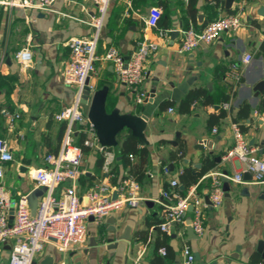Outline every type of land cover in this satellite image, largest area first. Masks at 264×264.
Returning <instances> with one entry per match:
<instances>
[{
  "label": "crops",
  "instance_id": "0c3cea01",
  "mask_svg": "<svg viewBox=\"0 0 264 264\" xmlns=\"http://www.w3.org/2000/svg\"><path fill=\"white\" fill-rule=\"evenodd\" d=\"M154 7L161 10V18L155 29H147L145 20ZM259 8H264V0L110 1L96 49L100 60L89 84L95 91L107 87L108 113L116 110L119 114L147 118L145 142L141 144L136 139V145L139 150L145 148L148 156L144 163L138 156L128 162L120 160L121 143L130 133L125 129L112 148L116 158L109 173L99 166L98 152L84 149L82 175L76 181L63 183L61 189L74 185L82 203H86V195L96 185H109L111 196L115 197L122 179L131 178L138 183L142 200L137 208H123L100 224L86 220L85 243L63 252L50 242L34 257L33 264H45L47 260L49 264H161L159 259L164 256L158 250L165 247L172 258L163 264H183L185 248L194 256L192 264L264 261L263 254L257 251L259 243L264 245V184L251 183L243 175L246 184L229 182V191L224 192L219 207L213 209L205 202L201 236H188V212L185 222L172 226L168 232L157 228L164 220L161 195L170 190V181L179 182V194L185 195L194 186L186 189L180 182L185 169H191L195 176L206 163L212 165L197 181V191L204 198L210 186L207 175L226 171L232 177L242 172L244 165L237 158L223 159L234 145L231 124L240 125L246 143L257 156L264 149V91L254 92L256 83L264 77V19L256 14ZM95 14L94 0H55L52 12L44 13L0 6V112H17L21 116L8 130L0 113V139L6 141L13 155L10 163L3 164L0 185L11 191L15 201L26 199L31 191L41 188L28 173L46 168L45 157L60 150L64 123L57 122L55 116L77 98L76 88L63 84L64 69L70 60L67 43L73 38L91 37L92 29L87 23ZM228 15H239L242 27L221 34L210 45H201L190 54L177 53L182 30H200ZM158 30L166 32V36L161 38ZM142 40L156 43L157 48L144 65L147 76L141 89L146 99L136 105L134 96L118 83L112 65L103 56L113 47L127 59ZM26 47L32 59L27 67H22L15 54ZM248 54L252 60L242 65ZM233 64L242 70L238 84L226 76ZM188 79V93L203 90L205 98H199L184 113L180 103L188 93L179 102L172 101L171 95L176 86ZM224 104L229 108L225 109ZM243 106L248 107V114L239 118ZM221 112L225 113L224 118H220ZM164 167L168 174H164ZM43 196L38 198V206ZM123 236L124 241L117 239ZM10 246L9 241L1 249L2 264L9 262Z\"/></svg>",
  "mask_w": 264,
  "mask_h": 264
},
{
  "label": "built area",
  "instance_id": "2783aa9c",
  "mask_svg": "<svg viewBox=\"0 0 264 264\" xmlns=\"http://www.w3.org/2000/svg\"><path fill=\"white\" fill-rule=\"evenodd\" d=\"M111 0H94L96 14L87 23L92 29L91 37L73 38L67 43L70 51V60L64 69L63 84L76 88L77 98L74 103L55 116L57 122L64 123V135L60 150L56 154L49 153L45 157L46 168L32 170L28 175L35 181L36 186L45 187L46 192L39 203L35 215L30 214V209L25 198L15 201L11 198V191L0 185V264L1 249L11 242L8 264H33L34 257L43 251L46 244L54 242L59 250L68 251L72 246L85 243L86 220L92 218L100 224L107 216L123 208L135 209L142 198L138 196L139 185L131 178H123L119 187L115 189V197L111 196V189L107 184L96 185L86 195V203H82L74 185L62 188L67 181H76L82 175V162L84 149L98 152L102 156L103 171L110 172L116 155L112 148L101 147L97 141L96 131L89 122L87 113L80 108L82 89L87 79L96 73V63L100 60L96 54L100 39V32L105 24V16ZM55 0H0V6L5 9L25 10L30 9L40 13L52 12ZM161 10L157 7L150 9L145 26L155 29L161 18ZM243 21L239 15L211 21L200 30L193 27L182 30V39L178 44L177 53L190 54L201 45H210L221 34L241 28ZM161 38L166 32L157 31ZM157 44L142 40L129 58H124L113 47L108 48L103 59L112 65L113 73L118 83L134 96L136 105L142 104L146 93L141 85L146 79L144 65L148 57L155 52ZM18 64L27 67L31 62V53L28 47L15 54ZM252 60L250 54L242 60V65H248ZM237 65H232L226 76L231 77L237 84L241 82L242 70ZM90 92L94 87L88 84ZM225 109L229 108L224 104ZM173 109L169 112L173 113ZM9 130L21 118L17 112L2 110L0 112ZM233 146L223 156L224 160L237 158L244 165L240 174L232 177L214 172L207 175L210 181L209 191L206 196L210 207L215 209L222 204L223 187L220 179L224 177L228 182L246 184L242 175L247 173L251 183L264 184V149L260 156L255 154V149L249 147L241 131L240 125L233 123ZM217 132V129H213ZM132 159L133 156L129 155ZM13 160L11 149L6 141L0 139V179L3 177V164ZM164 174L168 169L164 167ZM179 182L170 181V190L161 195L163 206V222L157 226L161 232H168L178 223L185 222L187 209L192 208L190 227L193 234L201 236L204 232L203 209L206 206L202 195L198 193V183L189 188L185 195L178 192ZM59 190V191H58ZM58 191V194L56 192ZM12 213V224L9 223ZM158 254L165 255V249L158 250ZM183 264H192L194 256L188 248L183 250ZM59 264H66L61 262Z\"/></svg>",
  "mask_w": 264,
  "mask_h": 264
},
{
  "label": "water",
  "instance_id": "95a60500",
  "mask_svg": "<svg viewBox=\"0 0 264 264\" xmlns=\"http://www.w3.org/2000/svg\"><path fill=\"white\" fill-rule=\"evenodd\" d=\"M256 14L264 19V8H259L256 11ZM176 33L174 32L173 35ZM89 79L86 80L83 89H82V96L80 99V108L82 111L87 113L89 122L93 126V129L96 131V137L99 145L101 147L106 148H113L116 146V138L118 135L121 134L123 130H129L131 136L137 139V141L141 144H144V130L146 129V122L147 118L144 115H130V114H119L118 111L113 110L110 113L107 112L105 108L106 100L108 97V89L107 87H102L96 91L90 92L89 89ZM191 85V79L179 84L175 87L174 91L171 95V100L179 102L182 97H184L188 93V88ZM264 91V77L261 78L254 87V92L259 94ZM261 124V123H260ZM216 162H220V157L216 158ZM200 166L198 165L197 168ZM223 175H227L226 171L222 172ZM243 179H251L250 175L247 173L243 174ZM223 182V191L226 193L229 191L228 181L224 177L221 178ZM183 188V187H182ZM46 188L41 187L40 189H35L30 192L27 196L26 201L30 209V214L33 216L35 215L37 208H38V198L45 194ZM207 205H210L209 200L204 198ZM188 213L192 212V208L189 207L187 209ZM12 213L13 209L10 213L9 223L12 224ZM92 220V218H89ZM191 220L186 219L187 225V234L188 236H192L193 238H197L190 227ZM119 241H124L125 238L119 237L117 238ZM108 243H112V239L106 238ZM258 252L262 253L264 256V245L263 243H259L258 245ZM198 260V257L197 259ZM179 261V260H178ZM50 261H45V264H49Z\"/></svg>",
  "mask_w": 264,
  "mask_h": 264
},
{
  "label": "trees",
  "instance_id": "16d2710c",
  "mask_svg": "<svg viewBox=\"0 0 264 264\" xmlns=\"http://www.w3.org/2000/svg\"><path fill=\"white\" fill-rule=\"evenodd\" d=\"M218 2V0H215ZM185 28L184 30H186ZM261 51L264 56V42L261 45ZM204 97L205 98V91L203 90H193L189 92L184 99L180 103L181 112L188 113L190 105L194 104L195 101H197L199 98ZM226 100V99H225ZM241 113L238 115L239 118L247 117L248 114V107L243 106ZM220 118L225 117V113H220ZM236 122V120H234ZM64 129V127H63ZM64 132V131H63ZM120 136V135H119ZM118 136V137H119ZM137 141L135 138L131 136L130 133H128L125 138L123 139L121 143V149L118 153V156L120 157V160L128 162L129 155L131 156H138L141 160V163H144L147 159L148 152L145 148H142L139 150L138 146L136 145ZM88 150V149H87ZM102 156L98 159L99 166L102 167ZM212 169V165L205 164L204 169L199 171L195 176L191 173V169H185L183 173L180 175V182H182L186 189H188L190 186L195 185L197 181L201 178V176L206 173L208 170ZM181 195H184V192H180ZM165 255L164 258L159 259V262L163 264L165 260H169L172 258L170 254L168 253V247H165ZM261 264H264V261L261 262Z\"/></svg>",
  "mask_w": 264,
  "mask_h": 264
}]
</instances>
